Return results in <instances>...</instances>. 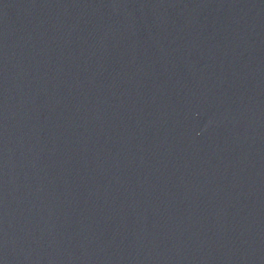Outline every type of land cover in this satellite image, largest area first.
<instances>
[{
    "label": "water",
    "instance_id": "1",
    "mask_svg": "<svg viewBox=\"0 0 264 264\" xmlns=\"http://www.w3.org/2000/svg\"><path fill=\"white\" fill-rule=\"evenodd\" d=\"M0 264H264V0H0Z\"/></svg>",
    "mask_w": 264,
    "mask_h": 264
}]
</instances>
